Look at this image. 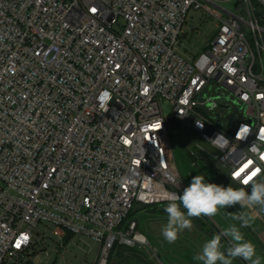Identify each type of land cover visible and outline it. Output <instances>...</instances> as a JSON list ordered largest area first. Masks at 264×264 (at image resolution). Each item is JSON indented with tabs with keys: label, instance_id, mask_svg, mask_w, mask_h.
<instances>
[{
	"label": "built area",
	"instance_id": "1",
	"mask_svg": "<svg viewBox=\"0 0 264 264\" xmlns=\"http://www.w3.org/2000/svg\"><path fill=\"white\" fill-rule=\"evenodd\" d=\"M195 13L215 33L187 56ZM172 130L197 134L209 148L189 156L238 187L264 178V0H0V264H28L43 223L62 242L95 240V264L117 243L151 247L125 223L135 205L183 192Z\"/></svg>",
	"mask_w": 264,
	"mask_h": 264
},
{
	"label": "rangeland",
	"instance_id": "2",
	"mask_svg": "<svg viewBox=\"0 0 264 264\" xmlns=\"http://www.w3.org/2000/svg\"><path fill=\"white\" fill-rule=\"evenodd\" d=\"M184 32L188 34V39L183 41L179 49L183 53H186L187 56L191 55L192 52L201 53L214 36L215 24L211 22V19L204 20L203 15L199 13L190 14L186 26L184 27ZM171 135V143L184 182V189L189 186L192 178L196 175H203L209 183H215L224 187L232 186L238 188L225 181L224 178L220 176L221 173L217 168H215L216 175L208 164L200 161L201 155H199V158H197L198 156L196 155L197 157L195 156L193 159L189 156L187 150L190 147H194L196 144L209 148L208 144L197 134L194 133L191 136H187L181 130H172ZM193 162H195L197 166L193 165ZM165 206L166 203L154 206L135 205L133 214L130 216L128 222L131 223L132 221H136L138 223V231L147 238L151 247L164 255L168 253L167 258L169 260L180 261L181 264H201V262L193 259V257L199 253L195 249L192 251L170 249L175 247L174 243H172L173 245L168 243L161 234L162 227L167 222V213L164 211ZM235 209L236 207L233 206L220 209L219 214L213 218L206 216L198 218L193 217L192 228L190 230H184L180 233L179 237L185 234L193 236L199 233L205 235L212 234L213 236L219 234V230L216 227L217 225H214L213 220L215 221L217 219L218 222L222 221L223 215L225 218L232 220L229 214H234L235 211L238 213V209L240 208L237 207L238 211ZM255 226L258 227L256 224ZM53 230L54 227L50 226L49 229H47V224L43 223L40 225L39 230L35 231V234L41 238V242L35 246L34 256H32L28 264H95L100 248V245L95 240L85 236L74 237L70 235L69 238H66L62 242L53 234ZM118 230L125 231V226L123 225L119 229H116V231ZM222 230L223 229H221V231ZM259 230L260 228L258 232H260ZM151 247L149 245H137L131 248L117 243L111 252L109 263L127 262L128 264H144L145 261H150V259L153 258L152 262L150 261L149 263L155 264L156 258L153 255L154 253ZM170 250L172 254H169ZM129 256H131L132 261L128 260Z\"/></svg>",
	"mask_w": 264,
	"mask_h": 264
},
{
	"label": "clouds",
	"instance_id": "3",
	"mask_svg": "<svg viewBox=\"0 0 264 264\" xmlns=\"http://www.w3.org/2000/svg\"><path fill=\"white\" fill-rule=\"evenodd\" d=\"M100 100L103 101L100 103V107L107 112L111 100L110 94L103 93ZM206 107L214 109L217 105L211 100H207ZM197 125L203 127V124L198 122ZM250 132V126L242 124L237 131L236 139L244 140ZM259 139L264 141V136L259 137ZM211 142L223 149L229 140L220 134ZM251 147L259 152V147L255 143ZM119 182L130 184L134 181L124 176L120 178ZM245 183H250V191L246 190L245 187H224L209 183L203 175L194 176L189 186L182 193L170 192L163 197L166 202L164 211L167 213V222L162 227V236L168 243H174L180 233L192 228L193 217L213 218L219 214L220 209L238 204L242 211L229 215L233 221L238 222L239 226L237 223L230 224L220 234H216L207 240L193 259L201 262V264H233L237 258L243 259L248 264H262L261 257L257 255L256 246L245 238L241 229L248 228L255 222L258 218L257 209L264 212V178H258L257 173H253ZM222 238H226L229 242L226 249L221 244Z\"/></svg>",
	"mask_w": 264,
	"mask_h": 264
},
{
	"label": "crops",
	"instance_id": "4",
	"mask_svg": "<svg viewBox=\"0 0 264 264\" xmlns=\"http://www.w3.org/2000/svg\"><path fill=\"white\" fill-rule=\"evenodd\" d=\"M237 207L240 208V205L237 204L235 210H237ZM238 210L241 211V208ZM236 213L237 212L235 211L234 214H236ZM223 220L219 221V222L217 221V219L215 220L216 222L213 220L214 225L215 226L217 225L216 227L219 230V234L222 232L221 229L227 228L230 224L237 223V226H239L238 222L230 220L229 218H225L224 215H223ZM255 224L258 225V227L255 226ZM252 226H253L254 230L250 226L248 228H242L241 231L244 233L245 238L247 240H250L256 246L257 255L261 257L262 264H264V233L262 236H260V233L264 230V224L262 223L261 220L256 219L255 222L252 224ZM259 228H260V230H259L260 232H258ZM212 237H213L212 234H206L205 235V234L199 233L198 235H194V236L189 235V234H187V235L185 234L184 236L182 235L181 237L178 236V238L174 242V245L176 248L173 247L170 249H178V250L181 249L182 251L183 250H188V251L191 250L192 251L195 249L198 252H200L202 245L207 240L211 239ZM66 238H68V236ZM221 244L223 245V247L225 249L229 246V242L226 238L221 239ZM171 245H173V244L171 243ZM170 252H171V250H170ZM116 264H121V263H116ZM233 264H248V262L244 261L243 259L237 258L233 261Z\"/></svg>",
	"mask_w": 264,
	"mask_h": 264
},
{
	"label": "flooded vegetation",
	"instance_id": "5",
	"mask_svg": "<svg viewBox=\"0 0 264 264\" xmlns=\"http://www.w3.org/2000/svg\"><path fill=\"white\" fill-rule=\"evenodd\" d=\"M152 251H153V250H152ZM164 251H165V249H164ZM168 252H169V251H168ZM166 254L168 255V253H166ZM169 254H172V253L170 252ZM153 255H154V257L156 258V262H155V264H181L180 261H172V260H169V259L167 258V255H164V254H162V253H159V251H157V250H156V253L153 254ZM173 256H174V254H173ZM151 258H152V257H151ZM128 260H131V261H132L131 256H129ZM152 260H153V258L150 259L151 262H152ZM150 261H145L144 264H150V263H149ZM109 264H114V263H109ZM121 264H128V263H127V262H123V263H121ZM151 264H153V263H151Z\"/></svg>",
	"mask_w": 264,
	"mask_h": 264
},
{
	"label": "trees",
	"instance_id": "6",
	"mask_svg": "<svg viewBox=\"0 0 264 264\" xmlns=\"http://www.w3.org/2000/svg\"><path fill=\"white\" fill-rule=\"evenodd\" d=\"M200 161H203L205 164H208L211 168H212V170L215 172V174L217 175V173H216V170H215V168H217L219 171H220V173H221V175L220 176H222L223 178H224V180L225 181H227L229 184H231V185H234L235 187H238L237 185H235V184H233L232 182H230L229 180H228V178H227V175H226V172L225 171H223L221 168H219L216 164H215V162L214 161H212L211 159H208L207 157H201L200 159H199ZM218 171V172H219ZM238 188H240V187H238ZM133 214V211L129 214V216H128V219H127V221H126V223H127V226L129 225V223L130 222H128V220H129V218H130V216ZM125 223V224H126ZM70 237V235H68V238Z\"/></svg>",
	"mask_w": 264,
	"mask_h": 264
},
{
	"label": "snow or ice",
	"instance_id": "7",
	"mask_svg": "<svg viewBox=\"0 0 264 264\" xmlns=\"http://www.w3.org/2000/svg\"><path fill=\"white\" fill-rule=\"evenodd\" d=\"M93 11H95V9H93ZM153 127H155V128H159L160 125H159V124H156V125H154ZM237 175H239V173H237ZM249 178H250V177H249ZM245 182H247V180H246Z\"/></svg>",
	"mask_w": 264,
	"mask_h": 264
},
{
	"label": "water",
	"instance_id": "8",
	"mask_svg": "<svg viewBox=\"0 0 264 264\" xmlns=\"http://www.w3.org/2000/svg\"><path fill=\"white\" fill-rule=\"evenodd\" d=\"M116 264V263H115Z\"/></svg>",
	"mask_w": 264,
	"mask_h": 264
}]
</instances>
